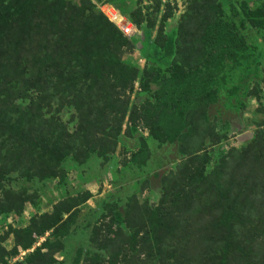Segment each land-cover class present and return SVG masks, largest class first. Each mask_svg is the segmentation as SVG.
<instances>
[{
	"label": "trees",
	"instance_id": "trees-1",
	"mask_svg": "<svg viewBox=\"0 0 264 264\" xmlns=\"http://www.w3.org/2000/svg\"><path fill=\"white\" fill-rule=\"evenodd\" d=\"M95 1L101 3L104 0ZM202 1L205 7L196 4L192 13L208 8L205 16L195 23H179L172 33H167L166 23L172 18L173 11L169 3L154 0L153 12L159 13L161 7L164 10L156 35L152 33L155 21L146 24L143 50L147 55L142 56L147 64L144 74L152 72L151 83L158 86L155 92L158 98L146 99L140 107L135 105L134 111H130V95L135 83H141L143 78L138 68L121 59L123 50H131L134 44L109 21L118 23L122 20L114 9L104 8L108 20L102 13L92 12L94 5L90 0H84L80 6L65 0H0V50L4 53L0 57V102L3 97H11L8 104L23 98L25 88L34 92L32 102L29 107H23L25 109L17 105L14 111H8L10 107L0 104V137L4 135L10 143L13 141L6 156L2 155L4 146L0 147V215L20 214L24 203L32 201L24 188L4 187L2 181L7 172L13 171L16 178L23 177L27 181L35 177L63 178L60 166L65 158L71 157L79 163L85 161V141H92L91 133L96 127L102 128L96 119L115 117L112 127L119 135L126 119L134 123L136 112L144 120L154 146L169 149L177 145L182 155L181 163L163 177V182L169 184L163 183L162 197L156 207L140 206L136 200L128 201L122 219L115 213L116 206L112 205V215L108 219L112 234H100L99 229L93 228L91 242L98 249L106 252L107 245L112 243V253L121 250L119 259L118 255L112 254V260L107 258L103 264H264V252L258 251L261 257L253 253L254 244L264 243V143L260 142L259 148L255 149V141H252L242 148L241 166L246 165L250 155L257 158L251 166L260 164L259 161L263 165L257 179L250 182V187L249 184L245 186L243 180L245 183L250 181L247 175L238 172L237 178V168L230 169L231 165L224 158L218 157L213 170L206 171L212 160L207 142L211 139L216 145L220 139L190 136L191 125L182 119L186 109L200 106L191 101L206 95L213 80L225 72L231 76L237 75L239 70L247 73L248 66L258 64L263 55L255 53L257 49L251 40L255 35L239 37L234 28L237 22L243 24L245 15L256 30L264 32V10H249L243 4V15L233 5L225 7L220 0ZM84 23L87 24L85 29ZM136 24L140 26V22ZM194 28L198 35L195 44L201 54L194 64L186 61L190 66L185 71L174 60L181 52L179 43L176 48V30L179 35L183 30L193 33ZM87 36L91 39H86ZM53 41L57 42L56 58L63 63L54 71L48 66L44 68L48 61L45 50ZM167 59L169 71L158 70L160 61ZM247 61L250 63L245 64ZM141 87L145 89L141 93L145 94L148 88ZM68 89L72 92L70 100L65 94ZM162 97H165L163 103L160 102ZM53 98L69 101L70 108L76 112L73 118L78 121L77 131L69 134L62 124L57 129L59 125L50 113L40 115ZM113 112H116L115 116ZM168 113L177 117V128H172L171 122H165L164 116ZM131 125L126 129L129 130ZM189 148L194 150L190 155L186 152ZM27 149L29 158L24 155ZM88 151L94 149L88 147ZM140 151L130 154L131 162ZM33 152L39 157L36 158ZM1 157L13 168L5 170L1 167L4 164ZM226 178L229 180L224 181ZM199 180L218 188L228 182L227 190L232 188L234 193L223 192L222 196L208 193L207 200L196 198L200 196L197 191L203 193L202 185L197 184ZM89 196L86 191H80L74 197L54 204L51 213L35 214L27 227L15 229L12 233L14 246L9 254L1 250L0 264H7L6 255L15 257L19 250L32 249L46 234L49 236L40 247L14 264H59L54 255L63 250L62 237L69 231L70 220ZM208 205L210 213L219 212L214 217L220 225L218 233L210 226L193 221L203 217ZM178 214L187 218V222L180 224ZM91 258L97 260L100 256L95 254ZM79 262L78 259L76 263Z\"/></svg>",
	"mask_w": 264,
	"mask_h": 264
},
{
	"label": "rangeland",
	"instance_id": "rangeland-1",
	"mask_svg": "<svg viewBox=\"0 0 264 264\" xmlns=\"http://www.w3.org/2000/svg\"><path fill=\"white\" fill-rule=\"evenodd\" d=\"M65 1L72 5L80 6L84 0ZM90 1L94 5L92 12L97 15L102 13L107 19L104 8L109 6L114 9L122 17V20L118 23L108 20L134 44L131 50L129 48L124 49L121 55V59L127 65L140 70V75L143 78L141 83H135L133 93L130 95L129 110L134 111L132 110L133 106L140 107L146 99L153 100L158 98L155 94L158 86L151 83L152 72H149L148 75L144 74L147 64L143 56L147 55V51L143 50V44L146 39V24L155 21V28L152 33L156 35L164 7H161L160 12L155 14L153 12L154 0H104L101 3L95 0ZM161 2L162 4L169 3L173 11L172 18L166 23L167 33H172L180 26H178L179 23L198 22L201 16H205L208 12L206 7V10L192 13V8L197 7L196 4L205 7L202 0H161ZM220 3L225 7L233 5L237 12L243 15V4L249 10H264V0H220ZM245 17L244 15L243 24L236 23L234 31L239 37L255 35L251 40L254 41L257 49L255 53L263 55L262 58H259L257 65L253 63V66L252 64L248 66L247 73L239 70L237 75L231 76L225 72L224 75H220V77L213 80V84L208 87L206 95L192 99L191 103H197L200 106L193 105L190 109H186L182 119L191 125L190 136L204 135L220 139V142L216 145L211 139L207 142V146L212 151L210 153L212 160L206 166V171L211 172L213 170L217 164L218 157L224 158L231 165L230 169L237 168V178L240 174L247 175L250 180L249 183H245V179L243 182L245 186L249 184L250 187V182L257 179L263 165L259 161L260 164L251 166L257 158L254 155H250L246 160V165L241 166L240 153L242 148L249 145L252 141H255V149L259 148L260 142L264 143V32L263 30H256ZM138 22H140V26H137L136 23ZM86 27L87 24L84 23V29ZM195 28L191 31L195 35L183 30L179 33V36L178 30H176V48L179 43L181 52L174 56V60L179 62L185 71L189 68L190 63L194 64L199 61L201 54L197 44H195L196 40L198 41ZM125 29H129L128 34L124 33ZM85 38L91 39V36ZM51 44L45 50L48 55V61L44 64V68L48 66L49 70L54 71L56 67L62 66L63 63L56 58L57 42L53 41ZM34 48L38 50L36 46ZM3 55L4 53L0 50V57H3ZM160 55L156 58L157 60ZM186 61L190 63H186ZM160 62V69L158 70L168 72L170 64L168 59ZM247 63L250 62L247 61L245 64ZM141 85L148 88L145 94L141 93L142 90H145L142 89ZM25 90L23 98L11 101L8 104L11 97L6 99L3 97L0 104L10 107L7 109L8 111H14L17 105L21 108L29 107L28 104L32 102L34 92L31 91V88H25ZM168 90L169 88L164 93ZM65 94L66 99L70 100L72 98L70 89ZM164 101L165 97H162L160 102L163 103ZM68 103V100L64 101L62 99L60 101L58 98H53L46 104V107L44 106L40 115L43 117L46 114L45 112L50 113L59 125L57 129H60L62 124V126L67 127L66 130L70 134L78 130V121H74L75 117L73 118V116L76 115V112L70 108ZM103 108L104 106L101 109ZM110 108L112 109V107ZM113 114L115 116L116 112H113ZM136 114L134 112V123L129 122L127 119L124 121L119 135H116V130L112 127V119L115 117H110L109 120L99 119L98 121L96 119L97 125H101L102 128L96 127V131L91 133L92 141H85V147L83 148L87 153L85 161L79 163L71 157L65 158L60 166L63 171V173L61 172L63 178L39 179L35 177L32 181H27L23 177L16 178V173L13 171L7 172L5 179L2 181L4 187H9L13 190L24 188L27 192L26 196L32 201L24 203L20 214L14 212L8 215H0V255L3 254L1 250L9 254L14 246L13 231L27 227L35 214L51 213L54 204L67 197H74L80 191H86L90 195L89 200L74 213L70 220L69 231L66 236L62 237L63 250L56 253L54 258L60 262L59 264H77L76 261L78 259L80 261L79 264H86V261H90L88 264H103V260L107 258L112 260V254L118 255V259L120 258L121 250H115L112 253V243L107 245L108 250L105 252L98 249L91 242L93 228L99 229L100 234L108 232L112 234V231H109V229L112 230V226L108 222L109 217L112 215V205L116 206L114 208L115 213L122 219L125 218L128 201L133 202L136 200L140 206L156 207L162 197L163 183L169 184L167 181L163 182V177L176 170L181 163L180 158L182 156L177 150V145L171 146L169 149L155 147L144 120ZM164 119L166 120L165 122L172 123V128H177L178 120L175 115L171 116L168 113L164 116ZM130 124L132 125L127 130L126 128ZM3 136L0 137V147L4 146L2 155L6 156L11 149L13 141L10 143ZM54 136L56 137L57 134H54ZM115 141L116 144H112ZM88 147H92L94 151H88ZM29 149L24 153L27 158L30 156ZM191 149L193 148H189L190 151H186L188 155L194 152ZM139 150L142 151L131 162L130 154ZM33 153L36 158L39 157L37 153ZM1 160L4 161V157H1ZM9 165L10 163L4 161L1 167L4 166L5 170L13 168ZM232 178L235 179L236 177ZM228 180L229 178L224 179V181ZM197 182V184L202 185L201 190L203 193L197 191L200 196L195 197H201L202 200L209 199L208 193L219 196H222L223 192L234 193L232 188L227 190L228 182L222 184L220 188L207 185L206 183L202 184L200 180ZM180 183L184 182L181 181ZM210 183L212 182L210 181ZM238 183L240 187H244L240 181ZM32 202H35L36 205H33ZM180 206L183 208L182 205ZM209 206L202 218L193 219V221L205 227L210 226V229L218 233L220 225L214 221V217L218 216L219 212L212 211L210 213ZM216 209L218 210V208ZM180 214L182 215V213ZM178 220L180 224L187 222V218H182L179 214ZM178 220L176 218L175 222ZM48 236L49 234H46L45 237L38 239L30 250H19L15 257L6 255L7 264L23 261L35 248L40 247ZM253 249L254 255L261 257L262 255L258 251L264 252V243L254 244ZM95 254H98L100 258L97 260L91 258ZM92 259L94 260L93 262H91Z\"/></svg>",
	"mask_w": 264,
	"mask_h": 264
},
{
	"label": "built area",
	"instance_id": "built-area-1",
	"mask_svg": "<svg viewBox=\"0 0 264 264\" xmlns=\"http://www.w3.org/2000/svg\"><path fill=\"white\" fill-rule=\"evenodd\" d=\"M128 32H129V29H125V30H124V33H125V34H128Z\"/></svg>",
	"mask_w": 264,
	"mask_h": 264
}]
</instances>
